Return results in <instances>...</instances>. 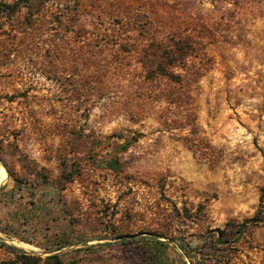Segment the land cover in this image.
<instances>
[{
    "label": "rangeland",
    "instance_id": "obj_1",
    "mask_svg": "<svg viewBox=\"0 0 264 264\" xmlns=\"http://www.w3.org/2000/svg\"><path fill=\"white\" fill-rule=\"evenodd\" d=\"M20 2L0 264H264V0Z\"/></svg>",
    "mask_w": 264,
    "mask_h": 264
},
{
    "label": "trees",
    "instance_id": "obj_2",
    "mask_svg": "<svg viewBox=\"0 0 264 264\" xmlns=\"http://www.w3.org/2000/svg\"><path fill=\"white\" fill-rule=\"evenodd\" d=\"M20 3L25 4L27 2H26V0H21ZM19 5L20 4H18V3H15L13 5H0V13H8V14L15 13V12H17ZM159 75H161V76H163L169 80H172V81L179 79V77L177 75L172 74V73H167L164 70L161 71ZM131 143H132V140L127 141L124 144H122L121 146H119L118 149L123 151V150L127 149V147H129ZM107 167H108V169H110L112 171H116L119 169L120 166H119V163L117 160L111 159L107 162ZM263 192H264V189H263ZM261 203H262L263 215H264V194H263ZM259 225H264V217L261 218L258 216H254L251 219H249L247 222H244L239 226V230L236 232V236H234V238H232L231 240H227L226 238H223V236H224L223 232H219L218 241H221L223 244L236 243L239 240V238L242 236V234L244 233V230L247 226L257 227ZM221 239H223V240H221ZM50 259L52 260L51 264H60V262L58 261L56 256H53Z\"/></svg>",
    "mask_w": 264,
    "mask_h": 264
},
{
    "label": "bare ground",
    "instance_id": "obj_3",
    "mask_svg": "<svg viewBox=\"0 0 264 264\" xmlns=\"http://www.w3.org/2000/svg\"><path fill=\"white\" fill-rule=\"evenodd\" d=\"M5 180V170L0 167V184Z\"/></svg>",
    "mask_w": 264,
    "mask_h": 264
}]
</instances>
